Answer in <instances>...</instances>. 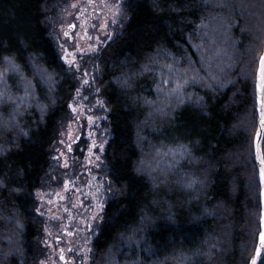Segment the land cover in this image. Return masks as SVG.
I'll return each instance as SVG.
<instances>
[{"label": "trees", "instance_id": "16d2710c", "mask_svg": "<svg viewBox=\"0 0 264 264\" xmlns=\"http://www.w3.org/2000/svg\"><path fill=\"white\" fill-rule=\"evenodd\" d=\"M123 4L125 21L91 59L109 136L88 264H247L261 208L252 140L264 0ZM58 5L0 0V264H37L44 251L34 192L76 87L52 37ZM207 71L218 84L198 78ZM169 72L181 97L155 116ZM171 149L180 154L157 178L140 170Z\"/></svg>", "mask_w": 264, "mask_h": 264}, {"label": "rangeland", "instance_id": "374dc122", "mask_svg": "<svg viewBox=\"0 0 264 264\" xmlns=\"http://www.w3.org/2000/svg\"><path fill=\"white\" fill-rule=\"evenodd\" d=\"M123 3L124 0H59L52 37L61 60L76 77V87L68 103L69 113L60 123L51 147L49 176L34 192L35 212L43 222L44 251L37 264H88L90 260L91 241L108 194L102 154L109 136L105 124L108 107L93 81L91 59L125 21ZM218 53L215 48L210 57ZM166 76L158 81V96L152 108L155 116L163 111L164 99L181 97L172 74ZM205 76L218 84L210 71L198 78ZM12 121L13 118L8 120ZM178 154V150H159L155 157L140 161V170L156 177L175 163Z\"/></svg>", "mask_w": 264, "mask_h": 264}, {"label": "water", "instance_id": "95a60500", "mask_svg": "<svg viewBox=\"0 0 264 264\" xmlns=\"http://www.w3.org/2000/svg\"><path fill=\"white\" fill-rule=\"evenodd\" d=\"M264 57V44L257 61L255 70V101H256V128L253 135L254 162L257 169L258 181L260 185V218L257 242L252 256L247 264H259L264 256V155L262 142L264 138V73H262L261 58Z\"/></svg>", "mask_w": 264, "mask_h": 264}, {"label": "snow or ice", "instance_id": "6c2138e0", "mask_svg": "<svg viewBox=\"0 0 264 264\" xmlns=\"http://www.w3.org/2000/svg\"><path fill=\"white\" fill-rule=\"evenodd\" d=\"M262 73H264V57L261 58Z\"/></svg>", "mask_w": 264, "mask_h": 264}]
</instances>
